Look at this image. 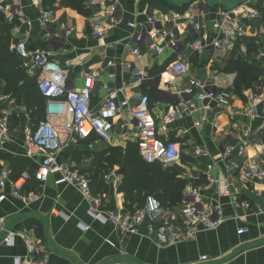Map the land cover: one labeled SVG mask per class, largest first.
<instances>
[{
	"label": "crops",
	"instance_id": "obj_1",
	"mask_svg": "<svg viewBox=\"0 0 264 264\" xmlns=\"http://www.w3.org/2000/svg\"><path fill=\"white\" fill-rule=\"evenodd\" d=\"M116 1L119 22L105 38H84L91 24L102 18L104 10L99 4L90 5L89 0H84L87 13L66 0H0V4L5 8L3 15L10 22L11 35L17 42L25 40L30 48L44 49L63 66L68 61L72 62L68 74L71 88H82L85 73L95 68L101 71L100 79L95 82L92 107L98 108L111 94L119 99L126 98L131 105H135L144 93L150 97V107L155 117L175 111L178 117L171 124L167 138L180 142L182 146V156L185 154L187 160L181 158L177 163L186 169L184 176L192 184H200L207 182L209 172L219 181H226L233 190H242L241 199L249 200L252 209L235 207L231 197L221 194L220 184H210L204 190L203 202L215 207L214 217L219 226L216 229H201L189 241L160 247L148 236L146 226H142L138 232L127 233L110 221L93 218L90 214L92 202L78 187L57 183L59 174L55 173L44 181L37 196L26 200L13 194L11 181L0 188V216L6 218V229H34L36 237L48 247L49 264H264V196L252 197L248 192V188L253 185L261 187L264 179L254 184L240 182L221 158L226 146L237 144L249 125L254 128L251 139L264 142V120L257 118L250 121L246 117H239L232 122L225 107L214 102L207 109L202 102L197 101V107L191 113L179 103L181 99L191 100V97L181 96L180 93L189 85L191 77H197L231 91L234 105H245L247 93L252 89H246L242 94L236 93L234 84L237 73L226 69L232 57L243 54L239 48L218 51L211 44L224 11L236 7L242 0H214L211 5L204 2L210 10L207 17L210 36L202 52H199L191 45L194 38L183 34V56L191 65L190 72L184 76L169 69L170 64L177 59V54L170 49L166 56L164 54L167 51L153 54L149 49V39L140 46L142 56L134 57L129 45L132 29L127 22L145 21L152 14L161 17L172 11L184 12L193 2L202 0ZM14 7L19 8L20 13L10 20ZM47 9L52 11L49 26L44 24L43 17V11ZM63 23L74 26L76 31L71 36L66 35L61 28ZM249 26L247 40L253 39L259 45V50L264 48V32L260 22H250ZM48 27L55 34L54 37H48ZM111 59L115 63L112 69L117 75L114 81H110L106 70V64ZM257 59L263 64L264 58H260L259 54ZM129 62L133 69L127 67ZM134 70L144 76L142 85L132 84ZM258 91L264 93V88ZM193 100L196 101L195 96ZM15 113L19 115V125L14 130L10 129L9 138L4 143H1L3 137L0 135V149L26 157V142H22L21 137L17 139L19 134L15 133L22 131L29 119L19 110ZM215 123L219 124V128L214 126ZM126 125L129 129L135 125L129 110L116 117L109 140L98 138L70 146L60 154L59 160L81 173L89 174L94 169L96 156L103 148L126 147L129 142H135L133 133L130 135L129 129L124 128ZM197 149L201 151L200 154L196 153ZM256 155V151L250 149L244 156L234 154L232 159L241 165L248 161L263 163L264 156L259 158ZM3 164L9 167L8 163ZM211 164L213 169L209 170ZM105 179L108 191L103 196V209L108 214L131 212V205L125 203L124 193L119 190L123 180L120 166L115 165L109 173L105 172ZM184 192L187 195V190ZM175 214L177 212L174 210L164 209V212L158 213V217ZM28 220L38 227L28 226ZM244 228L248 230L241 233L240 230ZM4 237L5 232L0 230V264H17L18 259L26 260L28 252L23 238L16 236L12 244H5ZM203 256L207 259H202Z\"/></svg>",
	"mask_w": 264,
	"mask_h": 264
},
{
	"label": "built area",
	"instance_id": "obj_2",
	"mask_svg": "<svg viewBox=\"0 0 264 264\" xmlns=\"http://www.w3.org/2000/svg\"><path fill=\"white\" fill-rule=\"evenodd\" d=\"M92 6L104 7L101 19L91 24L90 31L84 34V38L107 37L110 29L119 22L118 3L116 0H89ZM204 2H193L184 12L172 11L161 17L150 15L145 21H128L127 25L132 29L130 35V49L134 57H141V44L149 39V49L155 55L164 51L172 50L177 54V59L172 62L169 69L175 74L184 76L190 72L191 65L183 56L185 48L183 34H189L194 39L191 43L197 51L202 52L205 41L210 36V26L207 19L210 10ZM5 10L0 4V13ZM20 13L19 8L11 9L10 20ZM51 9L43 11L44 24L49 26ZM260 22L264 32V21L262 12L258 7V0H245L236 7L225 10L219 23L217 32L211 40L212 46L218 51L234 50L241 44L240 51L243 55L248 54L246 44L243 42L248 38L250 22ZM66 35L71 36L75 27L66 23L61 24ZM48 37H54L51 29L47 28ZM17 53L23 59V68L26 72L37 79L41 93L46 97L45 119L39 123H30L29 113L25 106L18 105L16 99L9 93L0 91V135L4 143L10 135L11 120L14 113L19 110L24 113L29 122L25 126L28 140L25 145V156L35 161L39 168L36 172L38 180L44 183L50 174H59L57 183H67L78 187L84 196L93 204L90 214L93 218L104 222L110 221L123 232L134 233L146 226L148 236L160 247L189 241L201 229H216L219 222L215 220V207L204 204V190L210 184H220L221 194L231 197L237 208L252 209L249 200H242V190H233L226 181H219L211 173L207 172V182L191 184L187 186L189 200L183 205L179 214L163 215L162 204L155 196H149L143 208L135 212L111 213L103 209L102 196H95L92 192L90 180L86 174L73 169L69 164L61 162L59 156L66 148L78 145L81 140L95 133L99 138L109 140L114 130L116 117L129 110L133 120V139L138 144L139 151L144 159L149 162H161L170 165L181 161L182 146L180 142L167 138L170 126L177 120L175 111H168L161 117H155L150 107V97L142 93L139 102L131 105L129 100L119 99L111 94L106 97L98 108L92 107V96L94 94L95 82L101 77V71L97 68L84 74V85L80 89L71 88L69 82V69L72 62L61 65L53 59L49 52L42 48H30L25 40H20L14 45ZM259 57L264 58V48L259 50ZM264 66V62L262 64ZM114 60H109L106 70L110 81L116 79L113 71ZM129 69H133L132 63H127ZM144 76L141 72L133 71L131 81L134 85H142ZM123 90V89H122ZM181 96L191 97V100L183 101L180 97V105L189 113L197 107V101L202 102L205 108L210 109L213 102L225 107L232 122L239 117H246L250 121L257 118L264 120V93L250 90L247 93V101L244 106L233 104V94L226 88L207 83L197 77H191L189 85L181 91ZM194 96L196 101L193 100ZM216 128L219 124L215 123ZM126 130L129 126H124ZM254 128L249 125L240 141L235 145H228L221 153L229 170L235 173L240 182H254L264 179V160L261 162L248 161L241 165L233 161L234 154L244 156L248 150L254 149L256 156H264V142L252 140ZM197 149L196 153L200 154ZM208 169H213L209 165ZM11 169L4 166L0 171V188H4L11 181L13 194L26 200L37 196L39 192L30 191L23 193V188L30 179L28 172H24L20 178L13 181L10 179ZM252 197L264 196V184L261 187L255 185L248 188ZM260 211L262 209H259ZM0 230L5 232L3 243L12 244L16 236H21L25 242L28 257L26 260H17V264H49L50 252L48 247L36 237L34 229L9 230L6 229V218L0 216ZM248 229H241L246 232ZM202 259H207L203 256Z\"/></svg>",
	"mask_w": 264,
	"mask_h": 264
},
{
	"label": "trees",
	"instance_id": "obj_3",
	"mask_svg": "<svg viewBox=\"0 0 264 264\" xmlns=\"http://www.w3.org/2000/svg\"><path fill=\"white\" fill-rule=\"evenodd\" d=\"M66 2L72 6H78L82 12H88L84 6V0H66ZM258 7L264 21V0H258ZM10 29V22L6 20L3 13H0V32L3 35L2 38L0 37V91L11 94L18 105L26 107L31 124L39 123L45 119L46 97L39 90L37 79L30 76L23 68V59L14 47L17 40L11 35ZM243 43L247 46L248 54L232 57L233 59L226 67L227 70L237 73L234 91L238 94H242L246 89L257 91L264 88L262 80L264 66L257 59L259 45L253 39L247 40V38ZM241 44H238L236 49L241 48ZM2 81L5 82L4 85ZM18 116L16 113L13 115L11 130L19 125ZM98 138L99 136L93 133L81 140L79 144L95 141ZM182 159L187 160L185 154ZM3 162L8 163L11 169L10 179L13 181L20 178L24 172L29 173L30 179L25 184L23 193L42 190V182L36 177L39 165L35 161L0 149V171L5 166ZM115 165L121 168L123 180L119 190L124 193L125 203L131 205V212L143 208L149 196L158 198L163 209L174 210L177 214L189 200L184 191L191 180L184 176L186 169L180 163L167 166L161 162L149 163L141 155L138 144L129 142L126 147L103 148L95 158L94 169L86 174L93 194L101 195L102 201L104 194L108 191L105 172L109 173ZM27 225H34V223L28 220Z\"/></svg>",
	"mask_w": 264,
	"mask_h": 264
},
{
	"label": "rangeland",
	"instance_id": "obj_4",
	"mask_svg": "<svg viewBox=\"0 0 264 264\" xmlns=\"http://www.w3.org/2000/svg\"><path fill=\"white\" fill-rule=\"evenodd\" d=\"M202 2H206L208 5H211L212 2H214V0H202ZM169 52L170 51H167L164 55L166 56ZM132 128H134V125H132V127L129 129V131H130L129 134L130 135L133 133V129ZM15 134H19V135H17V139H20V137H21V141L22 142H24V141L27 142L28 136H27V134L25 132V127H24V129L22 131H17Z\"/></svg>",
	"mask_w": 264,
	"mask_h": 264
},
{
	"label": "water",
	"instance_id": "obj_5",
	"mask_svg": "<svg viewBox=\"0 0 264 264\" xmlns=\"http://www.w3.org/2000/svg\"><path fill=\"white\" fill-rule=\"evenodd\" d=\"M242 1H245V0H242Z\"/></svg>",
	"mask_w": 264,
	"mask_h": 264
}]
</instances>
